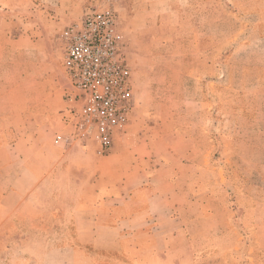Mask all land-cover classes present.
<instances>
[{"label": "crops", "instance_id": "obj_1", "mask_svg": "<svg viewBox=\"0 0 264 264\" xmlns=\"http://www.w3.org/2000/svg\"><path fill=\"white\" fill-rule=\"evenodd\" d=\"M145 1L122 28L133 109L107 154L72 137L50 35L0 14V245L9 224H64L20 236L14 264L264 255V9Z\"/></svg>", "mask_w": 264, "mask_h": 264}, {"label": "built area", "instance_id": "obj_2", "mask_svg": "<svg viewBox=\"0 0 264 264\" xmlns=\"http://www.w3.org/2000/svg\"><path fill=\"white\" fill-rule=\"evenodd\" d=\"M63 69L71 89L72 137L96 144L107 154L126 131L133 109V72L115 9L85 8L62 31ZM57 134L55 142L66 141Z\"/></svg>", "mask_w": 264, "mask_h": 264}, {"label": "rangeland", "instance_id": "obj_3", "mask_svg": "<svg viewBox=\"0 0 264 264\" xmlns=\"http://www.w3.org/2000/svg\"><path fill=\"white\" fill-rule=\"evenodd\" d=\"M134 1L138 4L146 2L145 0H0V14L4 16L6 20L8 19L13 23L41 25L44 29L45 36L50 35L52 38V48L56 57L55 59L62 67L64 53L60 35L71 21L80 17L85 8L109 6L115 9L118 16L119 30L123 33L126 45L128 46V41H130V39L126 37L122 28L128 17V10ZM222 1L230 4L236 2L235 0ZM240 5L247 9H264V0H241ZM231 6L236 7L234 3ZM52 226L51 229L54 228L58 233L63 232L64 224L57 223L54 227ZM8 228L11 229L7 233L9 239L0 245V264H14L16 262L18 258L17 249H19V247L16 246H18L17 241H21L20 236L24 237L28 234L35 236L36 231L47 233L48 230H51L48 226L41 225L40 228L38 225H35V223H29L24 226L17 225V227L9 224ZM16 235L18 240L14 238ZM31 242L35 245V241ZM50 242L51 244L59 245L63 243V240L56 239ZM257 258L258 261L264 263V255L253 257V259L250 256H233V260L237 259L242 264H251L253 263L252 261Z\"/></svg>", "mask_w": 264, "mask_h": 264}]
</instances>
